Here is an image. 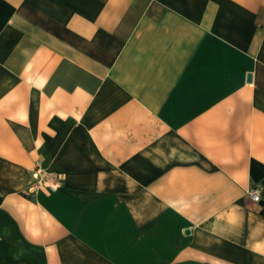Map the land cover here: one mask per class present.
<instances>
[{
	"label": "crops",
	"instance_id": "crops-1",
	"mask_svg": "<svg viewBox=\"0 0 264 264\" xmlns=\"http://www.w3.org/2000/svg\"><path fill=\"white\" fill-rule=\"evenodd\" d=\"M258 183L264 0H0V264H264Z\"/></svg>",
	"mask_w": 264,
	"mask_h": 264
},
{
	"label": "built area",
	"instance_id": "built-area-1",
	"mask_svg": "<svg viewBox=\"0 0 264 264\" xmlns=\"http://www.w3.org/2000/svg\"><path fill=\"white\" fill-rule=\"evenodd\" d=\"M53 174L47 173L43 167L42 162L40 160H37L35 162V167L33 170V177L37 180H43L44 178H48L47 182L44 181L41 186L46 187L49 191H54L58 187V180L53 181L54 177L51 176ZM262 188L261 184H254L251 188H249L246 192V196L249 198L250 201H252L255 204H259L262 201Z\"/></svg>",
	"mask_w": 264,
	"mask_h": 264
},
{
	"label": "rangeland",
	"instance_id": "rangeland-1",
	"mask_svg": "<svg viewBox=\"0 0 264 264\" xmlns=\"http://www.w3.org/2000/svg\"><path fill=\"white\" fill-rule=\"evenodd\" d=\"M30 168L32 169L33 166H30ZM47 173H48V172H47ZM30 175L32 176V184H31L32 187H39V186H41V184L44 183V181L47 182V180H48V178H44V179L41 180V181L35 179V178L33 177V172H31ZM51 176L54 177V180H53V181H56V180H57L56 175L53 174V175H51ZM14 181L18 182V184H19L18 188H21V187L26 183L25 177L18 178V179L14 180ZM25 192H26V190L20 191V194H19V195H21V196H23V197H24V196H27V195L25 194Z\"/></svg>",
	"mask_w": 264,
	"mask_h": 264
},
{
	"label": "water",
	"instance_id": "water-1",
	"mask_svg": "<svg viewBox=\"0 0 264 264\" xmlns=\"http://www.w3.org/2000/svg\"><path fill=\"white\" fill-rule=\"evenodd\" d=\"M250 81H251V75L248 74V75H247V82H250Z\"/></svg>",
	"mask_w": 264,
	"mask_h": 264
}]
</instances>
